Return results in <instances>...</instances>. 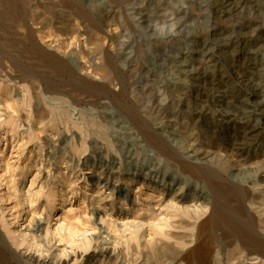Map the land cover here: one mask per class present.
I'll list each match as a JSON object with an SVG mask.
<instances>
[{"label":"rangeland","instance_id":"1","mask_svg":"<svg viewBox=\"0 0 264 264\" xmlns=\"http://www.w3.org/2000/svg\"><path fill=\"white\" fill-rule=\"evenodd\" d=\"M230 2L0 0V264H197L211 201L206 264H264V1Z\"/></svg>","mask_w":264,"mask_h":264},{"label":"bare ground","instance_id":"2","mask_svg":"<svg viewBox=\"0 0 264 264\" xmlns=\"http://www.w3.org/2000/svg\"><path fill=\"white\" fill-rule=\"evenodd\" d=\"M225 2L229 3V1L232 2V0H224ZM247 1H253V2H263L264 0H247ZM230 2V3H231ZM236 2V1H235ZM222 4V3H221ZM248 4V3H247ZM264 4V3H263ZM229 5V4H228ZM237 5V4H236ZM235 6V5H234ZM221 35V34H220ZM233 37V36H232ZM245 37V36H244ZM222 39V38H221ZM237 40V39H236ZM244 40V39H243ZM237 42V41H236ZM223 43V42H222ZM249 50V49H248ZM237 51V50H236ZM247 51V50H246ZM248 56H250V58L253 56L258 55V52L256 53L255 51L249 50ZM258 56L262 57L261 61L263 60V52L259 51ZM238 55V54H237ZM254 60V59H253ZM252 60V61H253ZM263 64V62L261 63V65ZM186 65V64H185ZM256 65V64H255ZM260 65V66H261ZM251 67V66H250ZM253 67V66H252ZM254 69V68H253ZM245 70V69H244ZM256 75H258L261 78V81H264V64L261 66L260 69H258L256 72ZM239 79V78H238ZM244 81V80H243ZM246 81V80H245ZM260 81V80H259ZM244 83V82H243ZM252 87V86H251ZM253 88V87H252ZM251 89V88H250ZM257 91V90H256ZM254 92V91H253ZM252 93V92H251ZM255 94V93H254ZM258 94V92H257ZM260 95V94H259ZM257 101V100H256ZM255 107V106H254ZM262 107V106H260ZM259 110V109H257ZM202 113V112H201ZM250 130L245 132V136H243L247 141L250 139H252L253 137V133L250 134V132L252 131L251 128H249ZM254 129V128H253ZM243 131V130H242ZM256 134V132H255ZM256 136H254L253 138H255ZM244 139V140H245ZM245 143V142H244ZM242 141V144H244ZM246 144V143H245ZM170 146V145H169ZM240 146V145H239ZM192 153V152H191ZM169 155V154H168ZM197 165V164H196ZM211 167V166H210ZM221 175V174H220ZM214 178V177H213ZM222 178V177H221ZM226 178V177H225ZM254 178V179H253ZM251 178L253 181H255V176ZM219 179V178H218ZM224 179V178H223ZM230 180V179H229ZM231 192H229V194H227V196H230L231 200H233L236 203V207L240 208V214L238 216V224L240 225L241 231L243 232L242 234L246 233L247 235H249V242L252 244L257 242V239H260L263 241V236L262 234L259 232L260 230L258 229V225H257V220L255 217V209L254 207H252V202H250V191L247 187L246 182H241V181H237V180H231ZM251 181V180H250ZM230 189V188H229ZM212 191V190H211ZM228 193V192H227ZM212 195V193H211ZM217 198V197H216ZM217 200V199H216ZM211 211L203 216H201L200 214H197V212L195 213L196 216V220L198 221L197 224V229L196 232L194 234V239L192 241V245H190V249H189V255L192 256L193 260H195L197 262V264H206V261L204 259V256L206 255V241L208 240V238H210L211 236L213 237L214 233V229L212 228L214 223L213 221V211L214 210V206H213V202L211 201ZM208 204V203H207ZM210 208V207H209ZM227 211V210H226ZM229 212V211H228ZM217 214V213H216ZM234 216V215H233ZM213 221V222H212ZM216 226V225H215ZM213 229V230H212ZM213 232H210V231ZM231 230V229H230ZM233 230V229H232ZM240 231V232H241ZM19 232L21 233V237L23 240L26 239V234L24 231H22L21 229L19 230ZM234 233V232H233ZM20 236V235H19ZM264 242V241H263ZM241 252V251H240ZM248 253H257L254 249H249L247 250ZM183 254V253H182ZM104 257V256H103ZM207 258V257H206ZM186 261V260H185ZM88 262V261H87ZM92 262V261H91ZM41 263V262H40ZM90 263V262H89ZM88 264V263H86Z\"/></svg>","mask_w":264,"mask_h":264}]
</instances>
